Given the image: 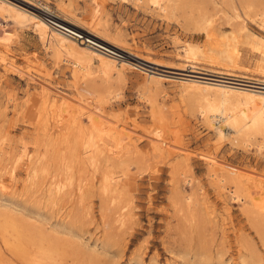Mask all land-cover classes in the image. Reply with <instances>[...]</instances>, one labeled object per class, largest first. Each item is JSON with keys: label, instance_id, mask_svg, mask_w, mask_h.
<instances>
[{"label": "rangeland", "instance_id": "obj_1", "mask_svg": "<svg viewBox=\"0 0 264 264\" xmlns=\"http://www.w3.org/2000/svg\"><path fill=\"white\" fill-rule=\"evenodd\" d=\"M69 1L67 9L60 7L59 0H1L0 3L14 10L31 7L36 15L34 21L13 25L14 39L11 37L13 40L7 42L8 59L0 62V147L7 152L0 167L17 169L15 181L5 171L0 172V211L33 224L35 230L38 227L45 239H57L56 243L68 254L67 264H264V245L243 213L242 202L236 203L216 192L209 178L210 166L215 163L217 168L236 172L244 186L250 182L261 185L264 151L258 153L256 147L244 149L231 145L190 109L184 91L195 81L225 86L226 97L228 89H238L255 101L257 92L264 91V69L259 67L260 53L249 45L253 40L243 38L236 42L240 54L236 67L214 65L203 61L202 56L198 63L188 62L182 52L184 45H195L202 51L208 49L210 41L206 33L183 26L181 18L163 16L143 0H96V15L102 21L98 27L88 10L92 0ZM217 21V35L230 37L232 30L226 19L220 17ZM260 22L248 23L250 35L264 37ZM46 26L67 30L75 37L84 36L96 45L99 53L117 54L126 62L124 78L114 84L121 92L119 99L105 105L108 111L102 118L107 122L115 120L114 138H111H116L115 143H123L136 162L124 180L126 193L132 199V217L122 229L104 227L99 209L101 200L95 188L88 186L85 200L79 203L77 183L80 177L90 178L92 172L77 158L73 162L72 192H67L68 196L57 204L48 202L51 178L59 176L65 158L73 153V131L67 137L61 134L66 138L50 145L55 159L47 177H41L40 186L27 187L25 183L29 163L24 157L25 150L42 156L48 141L54 140L49 139V133L57 135L61 130L57 125L54 127L51 118L45 122V117L39 116L44 111L32 116L27 108L24 115H18L17 108L27 101L37 107L46 101L48 106L59 105L57 108L70 117L82 103V89L72 80L69 66L57 63L44 47ZM59 34L62 38L63 34ZM117 36L121 37L118 41L114 39ZM149 74L156 76L161 85L157 94L154 90L150 95L159 103L162 111L159 116L140 98L147 89ZM105 86L97 82L91 90L94 94L103 93ZM109 146L114 151L118 147L117 143ZM187 169L192 170L203 189L181 185L183 192L194 198L192 209L200 219V223L196 219L197 224L202 225L188 230L180 224L173 202L174 177ZM246 202L249 203L248 199Z\"/></svg>", "mask_w": 264, "mask_h": 264}, {"label": "bare ground", "instance_id": "obj_2", "mask_svg": "<svg viewBox=\"0 0 264 264\" xmlns=\"http://www.w3.org/2000/svg\"><path fill=\"white\" fill-rule=\"evenodd\" d=\"M143 1L155 12L163 16H171V18L179 17L183 26L191 28L195 32H203L208 35L210 41L209 47L207 46L208 49L201 51L200 48L190 44L181 46L184 59L188 62L198 63L202 56L203 61L214 65L236 67L239 65L240 54L235 44L241 39L246 38L248 41L249 39L253 40V44L250 43L249 45L252 50H257L260 53L261 61L259 67L264 69V37L260 38L256 35H250L248 28L249 22L260 20V28L264 31L263 0ZM59 2L61 4L60 7L67 9L66 2L70 1L59 0ZM89 6V9L86 8L93 14L95 25L99 27L102 21L101 17L96 15V9L98 8L97 1L92 0V5ZM35 16L31 7L26 8L24 6L15 8L14 10L9 6L3 7L0 4V62H5L8 59V50L6 51V49H8L9 43L7 42L13 38V25L34 21ZM220 17L225 18L227 25L231 27L230 37L223 38V36L217 35L215 27ZM59 32L61 35L63 34L62 38L59 37ZM71 33L54 26H46L47 35L43 36L42 40H44V47L52 53L51 55L57 63L59 62L60 64L61 62L69 66L72 80L82 89V93H80L82 103L80 106L78 105L79 108H76L70 117L67 113L65 114V111L57 108L59 105L56 107L52 105L48 106L46 101H41L38 107L32 101H27L24 105L17 108L18 115H24L27 108L29 114H32V116L33 114L37 116L41 111H44L43 115L39 116H44L45 122L51 118L54 127L57 125L61 130V133L59 132L57 135L54 132L49 133V135L51 134L49 139L54 140L48 141L45 146L46 152L42 156L31 155L24 148V157L29 162L25 183L29 185L27 187L35 188L40 186L41 177H47L50 172L48 168L55 159V153H51L50 145L53 146V142L56 143L59 138L61 140L65 139L73 131L75 133V142L72 148L73 153L70 156L68 154L69 157L65 158L59 176L51 178L47 191L48 202L51 205L57 204L64 196L67 197V192L71 191L70 189L74 187L73 162L77 158V161L81 165L86 166L92 172L90 178H87L88 176L80 177L79 183H77L76 189H78L79 203L83 202L85 190L87 191L88 186L95 188L101 200V207L99 209L104 220V227L107 229H122L132 217L130 215L132 199L126 193L127 185L124 184V180H127L130 166L135 160H133V155L131 156L129 152L127 153L128 148L123 147V143L116 141L118 146L116 147V151L112 148L113 146H109L110 143L116 145V138L113 139L114 134L112 135L115 128V120L107 119V122L102 118L104 112L108 111L105 105L119 99L121 92L115 89L114 84L117 81L121 82L124 78L126 62L120 55L99 53L92 41L84 38V36H72ZM49 36L54 37V39L51 40ZM118 36L114 38L117 41L121 38H118ZM97 82H101V84L107 86L103 93L94 94L92 92L91 89ZM190 83L184 90L187 94L188 102L191 103L189 104L191 105L190 109L198 113L207 125L217 129L234 147L244 149L256 147L257 152L264 151V91L257 92L256 100L253 101L254 97L251 99L247 97L246 93L238 89H228L229 92L227 94L229 93V95L226 97L224 96V94L226 95L224 92L227 90L225 86L201 84L195 81ZM160 87L161 85L156 76L149 74L147 89L140 97L146 104L151 105L152 107H150L154 111H157L156 115L158 116L162 112L159 111V103L157 99L152 98L154 95L152 97L150 95L154 93V90L157 94V90ZM162 97L165 98V96ZM108 123L110 124L109 126ZM61 134L66 137H61ZM24 147L27 148V146ZM13 155H15L14 151ZM6 156V150L0 147V162L4 161ZM9 157L10 159L13 158ZM17 161L19 160L17 159ZM8 167L5 166L3 169L0 167V172L5 171V174L7 173L15 181L17 169H9ZM10 167H12V164ZM210 167L209 178L211 186H213L216 192H220L223 196L230 198V200L236 203L242 202L243 213L249 217L252 227L264 245V183L257 185L250 182L244 186L236 172L225 167L217 168L215 163ZM8 169L9 171L7 172L6 170ZM60 175L64 177L61 178ZM194 175L192 170L187 169L182 171L181 175H175L173 180V202L180 218V224L187 230L191 228L196 229V227H200L201 225L197 224V222L200 223V219H197L198 217L195 216L197 213L193 212L194 209H192L193 197L186 195L181 187V185L190 187L195 185L198 191H202V186L200 187ZM246 199H248L249 203H245ZM196 219L199 221L196 222ZM31 225L11 213L0 211V264H65L68 254L64 247L62 248L56 243V237L53 239H56L55 241L48 240V238L45 239L42 237V232L38 230V227L35 230ZM188 233L191 232L188 231Z\"/></svg>", "mask_w": 264, "mask_h": 264}]
</instances>
